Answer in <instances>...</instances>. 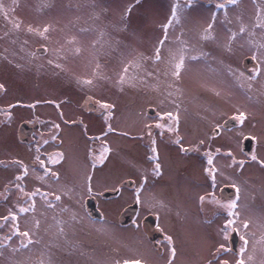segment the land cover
<instances>
[{"label":"rangeland","instance_id":"1","mask_svg":"<svg viewBox=\"0 0 264 264\" xmlns=\"http://www.w3.org/2000/svg\"><path fill=\"white\" fill-rule=\"evenodd\" d=\"M176 2L0 0L4 5L0 11V84L4 86L0 89V264H123L125 259L133 258L145 264H168L173 247V264H208L210 260L213 264L222 260L235 264L244 246L241 236L248 241L243 253L245 260L253 256L248 264H264V73L252 82L243 78L238 81L228 73L230 66L247 77L259 65L264 50L258 51L257 45L264 43V29L252 26L258 10L264 15V0H240L238 6L228 5L226 11L215 7L224 0H193L191 8L180 16V22L169 27L161 60L155 61V49L165 35L163 25L168 23ZM186 2L179 0L181 5ZM129 6L131 12L125 18ZM4 12L8 13L7 19ZM213 13L214 39L204 40L203 30L213 22ZM237 16L254 35L247 31L239 34L241 20ZM13 23H19L20 28L14 29ZM45 26L49 27L47 39L28 31L29 27L42 31ZM231 32L238 35L229 52L226 46ZM70 40L73 42L69 43ZM181 48L185 66L177 79L172 71ZM41 49L43 52H39ZM170 50L176 54L175 61ZM253 55L258 57L253 59L257 66L245 70L242 61ZM191 56L201 58L193 61ZM49 60L53 63L49 64ZM136 61L140 67L130 66L124 74L125 65ZM56 64L62 67L57 68ZM122 74L125 82L121 84ZM85 79L93 83L78 82ZM97 101L114 107L101 108ZM88 102L95 106L91 110L98 113L87 112L91 111ZM148 106L159 116L168 112L178 114L181 144L174 143L176 137L173 139L167 130L173 121L166 117L165 127H156L162 123L146 114ZM241 111L246 114L243 123L235 118ZM232 117L236 126L212 138V129H221L220 123ZM22 121L37 122L40 130L55 134L62 143L66 163L51 167L59 173L58 183L50 176L38 179L44 172L30 168L33 148L21 143L17 135ZM72 121L87 127L89 139ZM108 124L116 131L104 133ZM153 124L160 176L153 174L155 162L149 160L152 153L141 140L147 126ZM161 131L168 134L157 136ZM95 134H99V154L93 157L89 153L90 137ZM249 136H255L256 144L248 155L242 151L246 141L242 139ZM105 146L110 149L108 153L103 152ZM51 147L46 145L44 151ZM181 147L220 148L219 156L213 157V166L220 170L214 187L204 171L209 167L207 159L198 156L197 151L184 154ZM253 154L256 161L251 159ZM233 157L236 164L232 163ZM18 160L29 166L28 176L19 182L25 191L40 188L41 192L60 195L59 201L54 196L47 197L54 207L49 208L38 194L34 211L19 212L20 207H28L33 201L15 187V177L22 171L14 163ZM239 161L244 162L242 168ZM125 178L131 180L132 186L123 189L119 197H99L104 191H115ZM221 184L235 190L234 197L223 201L216 194L215 197L221 204L237 200V252L229 250L232 231L227 240L220 232L227 220L235 217H229L227 209L207 200ZM87 195L98 201L100 218L86 212ZM202 195L206 197L203 205L199 201ZM135 202L136 220L119 225L121 211ZM10 210L17 215L15 222L11 218L3 220ZM149 211L160 218L159 230L165 236L162 255L146 241L140 227L142 216ZM36 220L40 222L38 228ZM245 220L249 222L246 230L239 227ZM13 223L19 225L20 231H29L33 240V244L19 252L13 249L20 248L23 238L12 235ZM60 228L64 229L62 234ZM9 235L11 241L5 239ZM168 236L172 237L171 245ZM221 243L227 251L217 253Z\"/></svg>","mask_w":264,"mask_h":264},{"label":"snow or ice","instance_id":"2","mask_svg":"<svg viewBox=\"0 0 264 264\" xmlns=\"http://www.w3.org/2000/svg\"><path fill=\"white\" fill-rule=\"evenodd\" d=\"M137 3H139V0H137ZM192 3H193V0H187V2L185 4H183V5H181L179 3V0H177L176 3H173L172 8H171V16H170V18L168 20V23H166V24L163 25V29H164V33H165L164 38L159 41V44H158V46L155 49V55H154V60L155 61H160L161 60L160 53H161V50H162V48H163V46L165 44V41L168 40L167 32H168L169 27L172 26L173 22H176V23H179L180 22V16L187 9H190L191 8ZM239 3H240V0H224L223 3H217L215 5V7L217 9H221V10H225L226 11L228 5L238 6ZM3 8H4V5L2 3H0V11H3ZM130 12H131V6H129V8L126 10V12H125V18L130 14ZM4 16L7 19L8 18V13L7 12H4ZM237 20H241V24H240V27H239V34H244L247 31L249 35H254V33L251 32V31H249V29L247 28V26L243 24L241 17L237 16ZM212 21L213 22L212 23H209L208 26H207V28H205L203 30V33L204 34H203V36L201 38L204 39V40L214 39V37L212 36V29H213V24L216 21V15H215V13H213V15H212ZM252 27L253 28L264 29V15H262L259 10L256 13V22H255V24ZM13 28L14 29H19L20 28V24L19 23H13ZM28 31L29 32H35L39 36L44 37L45 39H47L46 33H48V31H49V27L48 26H45L42 31L41 30H38V29H33V28L29 27L28 28ZM237 35L238 34L236 32H231V35L229 37V43L226 46L227 47V50L229 52L232 51L231 42L236 39ZM73 40H74V38H73ZM72 42H73L72 40L69 41V43H72ZM180 43L182 45L184 44L183 41H180ZM257 50L258 51L264 50V43H261V44L257 45ZM79 51H80V49L77 48L76 49V52L79 53ZM183 53H184V49L181 48L180 55H179V58H178V62H175L173 64L172 75L174 77H176L177 79H179L180 74H181V70L185 66V56H184ZM170 55L172 56L173 61H175L177 59L176 54L173 53L171 50H170ZM206 55H207L206 53H201V56H206ZM201 56H191L190 59L193 60V61H197V60H199L201 58ZM252 59H254V60L255 59H258V57L256 55H253L252 56ZM48 63L49 64H52L53 62L51 60H49ZM130 66L131 67L139 68L140 67V63H139V61L129 62V64L125 65V67L123 69V73L124 74H126L129 71V67ZM55 67L61 68L62 66L60 64H56ZM228 73L230 75L234 76L238 81L241 78L246 79L249 82H252V81L257 80V78L261 75V73H264V51H261V55L259 57V65L254 70V73L252 75H249L247 77H244V73L243 72H240L239 74H237L230 66L228 68ZM124 74L120 75V77H119V82L121 84L125 82V75ZM148 75L151 76L152 73L149 72ZM78 82H81V83L87 84V85H91L93 83V81L91 79H85L83 81H78ZM240 86L243 87L244 85L241 84ZM3 87L4 86L2 84H0V89H3ZM251 87H252V85H251V83H249L248 84V88L251 89ZM217 95H219V93H217ZM97 103L100 105L101 108H104V109H111V108L114 107L113 105H110V104H107V103H103V102H100V101H97ZM29 107H34V105H29ZM109 115H111V112H109ZM166 116H167V118L169 120L174 121L175 125H178V123H179V116H178V114L174 116L171 112H168V113H166ZM8 117H9V119L11 118L10 113H8ZM245 117H246V114L241 111V112H239V115L237 117H235V118L237 120H239L241 123H243V120H244ZM106 119H107V117H106ZM55 127L57 129H59V125H55ZM156 127L163 129L165 127V125L164 124H157ZM108 130L109 131H112V128H111L110 125H109ZM167 130L169 132L176 133V139L174 140V143H176L178 145L181 144L182 137L179 136L178 127L172 126V125H168L167 126ZM149 137L151 138V132H149ZM55 138L56 137L54 136L53 139H55ZM97 139H99V137H97ZM199 143L202 145V144H204V141L201 140ZM180 150L182 152H188V151H190V149H187V148H184V147H181ZM191 150H198V149H191ZM37 151H39V150H37ZM109 151H110V149L107 146H105L103 148V152L104 153H108ZM150 151H151L152 155L149 157V160L155 162L154 163V168L152 170L153 171V174L155 176H160L161 175V164L159 163V156H158V152H157L156 140L155 139H151V148H150ZM216 153L217 154L220 153V149L219 148L216 149ZM204 155L207 157V164L209 165V167H206L204 169V171H205L206 175L210 178V180L212 182V186L214 187L216 185V175H217V172H219L220 170L217 169V168H215L213 166V153H211V152H205ZM228 155L231 156V153H228ZM63 159H64V157H63V154L62 153H56L55 159L49 157V162L51 164H58ZM102 159H103V157H102ZM251 159L253 161H256L257 160V156L255 154H253L251 156ZM34 162H38L39 165H40V167L42 169H44V174L42 176H39L38 179L44 180L45 177L50 176V177H52L54 179V182H56V183L59 182V179H60L59 173L56 172V171H52L51 169L47 168L45 166V160L41 159V157L39 155H37L35 157V161ZM0 163H2V162H0ZM14 163L16 165H18L19 168L22 170L21 171V174H19V175H17L15 177V181H17V183L15 184V187L19 190V192L23 196L28 197L29 199H31L33 201L32 204H30L28 207H23V206L20 207L19 208V212L20 213H27L29 211H34L35 210V200H34V198L38 194L47 201V205H48L49 208L54 207L53 201L47 200V197L48 196H54V199L56 201H59L61 199V196L55 194L54 192H41V189L40 188H36L32 192L25 191V188L19 182L20 181H23L25 179V177L28 176L29 166L26 165V164H24L23 161H19V160L18 161H15ZM232 163L233 164H236L237 163V161L235 160L234 157L232 158ZM261 163L264 164V161H262ZM243 165H244V162L243 161H239V166L241 168L243 167ZM229 166H231V165H229ZM220 174L223 175L222 172ZM144 179L146 180L147 177H145ZM141 187H143V185H141ZM234 187H235V185H234ZM236 190H237V192L239 191L238 188ZM6 191H7V189H6ZM69 191H71V190H69ZM137 191L139 192V189H137ZM205 200H206V197L205 196L202 195V196L199 197V201H200L201 205L204 204ZM207 200H208L209 203L217 204L221 208L227 209V214H228L229 217H235V219H228L227 222L220 229V232L223 235L224 239L227 240V238H228V232L229 231L235 232V231L238 230L237 221L239 220V213L235 211V209L237 208V200H232L229 203L221 204L216 199V197H215L214 194H211L209 197H207ZM137 201L139 202V197H137ZM9 218H11V221L15 222L17 220L16 213L15 212H12L10 210L9 211V216L3 217V220L8 221ZM73 219H75V216L73 217ZM39 223L40 222L38 220L35 221V226L37 228L39 227ZM239 227H242L243 229L246 230L249 227V222L247 220L242 221L239 224ZM63 231H64V229L63 228H60L61 234L63 233ZM12 235H16V236H19V237H22L23 238L21 240L20 248H14L13 249V252H19L21 248L27 249L29 245L33 244V240L31 238L30 232L27 231V230L26 231H20V228H19V225L18 224L13 223ZM12 235H9V236L5 237V239L11 241ZM262 239H264V238H262ZM25 240L27 241L26 243H25ZM241 240L244 241V246L240 250L241 251V257L238 260H236L235 264H248V262H250V261L253 260V256L249 255L247 257V261L245 260V258L243 256V253L246 252V250H247L248 241L245 238V236H241ZM167 241H168L169 245H171L173 243L172 237L171 236H168L167 237ZM37 243H38V241H37ZM221 251H227V249L225 248V245L223 243H221L220 246H219V248L216 249V252L217 253H220ZM0 254H2V253H0ZM175 255H176V250L173 247V248H171V257L168 260V264H173V258L175 257ZM123 264H145V262L141 261L140 259H134L133 258V259H125L123 261ZM208 264H213V262L210 260V261H208ZM220 264H230V262L228 260H222V261H220Z\"/></svg>","mask_w":264,"mask_h":264},{"label":"flooded vegetation","instance_id":"3","mask_svg":"<svg viewBox=\"0 0 264 264\" xmlns=\"http://www.w3.org/2000/svg\"><path fill=\"white\" fill-rule=\"evenodd\" d=\"M13 106L14 105H12V106H10L9 107V109L10 108H13ZM87 107H88V109H93L95 106H94V104L92 103V102H88L87 103ZM88 113H98L97 111H93V110H91V111H87ZM146 114L149 116H155V118L157 119H159V122L160 123H162V124H165L168 120H167V116L166 115H164V116H159V115H161L159 112H157V111H155L154 110V108L153 107H151V106H148V107H146ZM233 118V117H232ZM227 119L228 118H226V120H223L222 121V123H220V126H221V129H219L218 127H216V128H213L212 129V131L210 132V134H211V137L212 138H217V136H220V135H222V132H227L228 130H230V128H228L227 127ZM64 122H65V124H67V125H69L68 124V122L67 121H65L64 120ZM22 123H26L27 125H29V126H31V127H33V130H32V132H31V136H30V140L28 141V142H21L20 140H19V137H18V140L21 142V143H23V144H28L29 145V148H33V152H32V154H31V156H32V160L29 162V166H30V168L32 169V170H35V169H38L40 172H44V169H42L41 167H40V165H39V163L38 162H34L35 161V157L37 156V155H39L40 157H41V159H43V160H45V166L47 167V168H49V169H51V167H54V168H57L58 166H60V165H62L63 163H64V161H65V163H66V160H65V158H66V155H65V153H64V151H62V149H61V145H62V143L61 142H59L58 141V139H57V136L55 135V134H49V133H47V131H42V130H40L41 128H40V126H39V124L37 123V122H33V123H29V122H27V121H22V122H20V124H22ZM71 123H77V128H78V130L84 135V138L85 137H87L88 139H89V133L87 132V130H86V126L85 125H82L81 124V122L80 121H78V122H76V121H72ZM80 123V124H79ZM20 124H19V126H20ZM80 126V128H79V126ZM155 125L156 124H153V125H150V126H147V128H146V133L141 137V140H143L144 141V145L145 146H147V147H149L148 149L150 150V148H151V139H155L156 140V147L158 146V144H157V138L154 136V133H155ZM19 126H18V128H19ZM173 126H176V127H178V129H179V127H180V124L178 123V125H175V123H174V121H173ZM108 128H109V124H108V126H106L105 127V131H104V133H112V132H115L116 130L115 129H112V131H109L108 130ZM166 131V130H165ZM149 132H151V138L149 137ZM167 133V132H166ZM165 132H163V131H161L157 136H160V137H162V136H164L165 134H166ZM168 134V133H167ZM17 135H18V133H17ZM69 135H72V134H69ZM86 135V136H85ZM171 136H173V139H175V137H176V135H175V133L174 132H171V134H170ZM56 137L55 139H53V137ZM99 136V134H97V136H96V134L94 135V136H92V137H90L91 138V140H92V143H91V145H90V147H91V149L89 150V153H90V155L91 156H93V157H95V156H98V154H99V152H98V145H99V143H98V139H97V137ZM68 138V137H67ZM95 139H96V141H95ZM244 139H246V140H248V142L250 143V151H249V153L251 152V150L254 148V146H255V144H256V142H255V136H249V137H246V138H243L242 140H244ZM174 141V140H173ZM47 142V143H46ZM243 142V141H242ZM241 142V143H242ZM46 145H51L52 147H51V149L50 150H48V152H46V151H44V147L46 146ZM242 145H243V143H242ZM31 146V147H30ZM243 147V146H242ZM47 148H50V147H47ZM57 148V149H56ZM158 148V147H157ZM185 148H187V147H185ZM218 148V147H217ZM187 149H190V151H188V153H191V152H194V153H196V151H197V153L196 154H198V156H201V157H204V158H206L207 159V157H205V155H204V153L205 152H211V153H213V157H218L219 155L216 153V150H210V149H206V150H202V149H199V148H197V147H195V149H198V150H191L192 148L190 147V148H187ZM220 149V148H219ZM31 150V149H30ZM37 150H39V151H37ZM56 153H62L63 154V157H64V159L60 162V163H58V164H51L50 162H49V157H51V158H53V159H55V157H56ZM184 154H185V152H183ZM249 155V154H248ZM208 165V164H207ZM209 166V165H208ZM43 170V171H42ZM37 171V170H36ZM48 178V177H47ZM49 180V179H48ZM51 181V180H50ZM132 186V182H131V180L130 179H128V178H125V179H123L121 182H120V186H118L117 188H116V190L115 191H104V192H102V193H99L98 195H99V197L102 199V200H108V199H111V198H116V197H119L121 194H122V192H123V189H125V188H129V187H131ZM223 186H226V185H219V187L218 188H214L213 189V194L215 195H217V199L218 200H221V201H223L224 199H226V198H222V196L224 195V192H223ZM36 189V188H35ZM106 192H114L115 194L114 195H110V196H108L107 198L106 197H103V194H105ZM215 195V196H216ZM85 199H84V206H85V209H86V212L90 215V216H92V217H94V218H100L101 217V215H100V211H99V209H98V207H97V203H98V201L97 200H95L94 199V196H92V195H87V196H85L84 197ZM136 203V202H135ZM87 205L89 206L88 208H87ZM129 206V205H128ZM127 207V206H126ZM89 210H91V212L89 211ZM137 214H138V211H137ZM137 214H136V216H135V219L133 220V221H135L136 220V218H137ZM150 217V218H149ZM151 217H153V221H152V219H151ZM147 219H150L149 221H148V224H149V229L151 228V221L152 222H154V225H153V229H155L157 232H159V233H161L160 232V230H159V225H160V218L157 216V213L155 214V212H152V211H149V212H147L145 215H143L142 216V219H141V221H140V227H141V222L142 221H146ZM132 221V222H133ZM131 222V223H132ZM118 224L119 225H121L119 222H118ZM130 224V223H129ZM129 224H127V225H129ZM121 226H126V225H121ZM141 230H142V228H141ZM142 232H143V230H142ZM143 234H144V236H145V238H146V241L150 244V246L156 251V253L157 254H160V255H162V252H163V247L161 246V242H163V240H165V236L163 235V233H161V236H160V234H158V233H156L155 232V234H151V237H149L148 235H147V233H144L143 232ZM155 237H157V239H155L154 240V238ZM2 247V244H0V248Z\"/></svg>","mask_w":264,"mask_h":264},{"label":"water","instance_id":"4","mask_svg":"<svg viewBox=\"0 0 264 264\" xmlns=\"http://www.w3.org/2000/svg\"><path fill=\"white\" fill-rule=\"evenodd\" d=\"M39 52H43V49L39 50ZM257 64H254L253 59L251 57H245V59L242 61V67L246 70L249 69L251 67H256ZM227 127L231 128L236 126V122L234 121V118H228L227 119ZM33 130V127L27 125L26 123H22L20 124L19 128H18V137L19 140L21 142H28L30 140V136H31V132ZM243 152L246 154H249L250 151V143L248 142V140H246L243 144ZM223 192L224 195L222 196V198H230L233 197L235 195V190L230 187V186H223ZM114 192H106L105 194H103V197H108L110 195H114ZM89 206L87 205V208ZM91 212V210H89ZM138 211V204L134 203L132 205H129L127 207H125L119 217H118V222L121 225H127L129 223H131L134 219L135 216L137 214ZM150 218V217H149ZM152 221L154 220L153 217H151ZM150 219H147L145 222L142 221L141 222V228L143 230L144 233H147V235L149 237H151V234H155L158 233L161 236V233L157 232L155 229H153V225L154 222L151 221V228L149 229V224L148 221ZM157 239V237L154 238V240ZM238 236H237V231L235 232H231V234L229 235L228 238V245H229V250L230 251H234L237 252V246H238ZM1 244V242H0Z\"/></svg>","mask_w":264,"mask_h":264},{"label":"bare ground","instance_id":"5","mask_svg":"<svg viewBox=\"0 0 264 264\" xmlns=\"http://www.w3.org/2000/svg\"><path fill=\"white\" fill-rule=\"evenodd\" d=\"M235 196V195H234Z\"/></svg>","mask_w":264,"mask_h":264}]
</instances>
